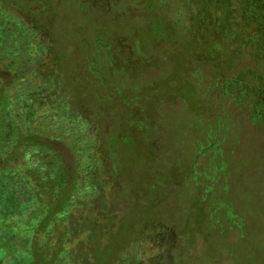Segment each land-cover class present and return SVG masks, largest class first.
<instances>
[{
  "label": "rangeland",
  "instance_id": "rangeland-1",
  "mask_svg": "<svg viewBox=\"0 0 264 264\" xmlns=\"http://www.w3.org/2000/svg\"><path fill=\"white\" fill-rule=\"evenodd\" d=\"M0 5L46 51L30 70L0 63L1 87L13 98L27 76V116L58 98L83 120L94 264H264V0ZM49 131L79 176L74 137Z\"/></svg>",
  "mask_w": 264,
  "mask_h": 264
},
{
  "label": "trees",
  "instance_id": "trees-1",
  "mask_svg": "<svg viewBox=\"0 0 264 264\" xmlns=\"http://www.w3.org/2000/svg\"><path fill=\"white\" fill-rule=\"evenodd\" d=\"M33 37L30 27L0 5V63L10 71H26L42 63L44 44ZM22 79L23 86L15 87L12 98V85L2 88L0 77L1 95L5 92L9 99L3 106L0 95V264H94L102 244L97 240L100 229L87 214H77L79 208L90 204L92 185L84 174L94 165L87 152L90 144L83 135V120L72 117L71 104L58 98L47 101L52 107L49 115L36 109L34 115L27 116L30 110L25 102L29 100L25 99L33 97L38 84L27 76ZM35 98L42 100L39 95ZM12 103H21L22 110ZM33 106H38L37 101L29 108ZM44 117L49 119L44 121ZM49 129L55 139L58 131H68L74 137L70 147L76 161L83 164L79 176L71 172L63 155L48 145L46 138L50 137L45 130Z\"/></svg>",
  "mask_w": 264,
  "mask_h": 264
}]
</instances>
